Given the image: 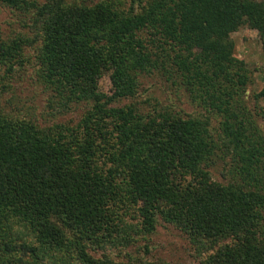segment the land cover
<instances>
[{
  "label": "trees",
  "instance_id": "obj_1",
  "mask_svg": "<svg viewBox=\"0 0 264 264\" xmlns=\"http://www.w3.org/2000/svg\"><path fill=\"white\" fill-rule=\"evenodd\" d=\"M135 1L138 10L131 0L117 11L102 3L0 0L10 9L32 8L30 45H40L44 78L91 102L72 130H41L0 112V264H153L147 245L134 255L126 250L147 239L156 219L184 234L198 264H264V194L211 180L202 167L204 123L190 116L145 120L130 106L107 107L132 95L130 71L150 65L137 34L144 26L164 43L197 51L176 66L210 87V96L221 83L227 98L235 96L246 79L229 35L242 26L255 30L264 51V0ZM23 44L0 40V65L21 63ZM103 75L110 96L98 91ZM255 98L264 107V78ZM220 129L223 152L235 153L248 177L260 150L240 125L223 120Z\"/></svg>",
  "mask_w": 264,
  "mask_h": 264
},
{
  "label": "rangeland",
  "instance_id": "obj_2",
  "mask_svg": "<svg viewBox=\"0 0 264 264\" xmlns=\"http://www.w3.org/2000/svg\"><path fill=\"white\" fill-rule=\"evenodd\" d=\"M24 1L27 5L33 3L35 6L44 2ZM129 1L131 0H66V3L88 7L102 3L122 11ZM139 1L143 3L145 0ZM132 4L138 10L140 4L135 0ZM32 12L30 6L25 9H10L0 3V40L24 41L21 57L17 58L22 62L16 65L17 62L11 61L0 65V112L23 119L41 130L55 127L75 129L91 102L76 99L66 89L57 87L55 79L49 81L44 78V70L37 59L40 45L37 42L30 45L33 34L28 26ZM137 34L142 39V53L149 58L150 65L143 71H130L129 74L135 82L132 95L114 99L107 107L130 106L135 114L145 120L146 117L165 115L181 118L190 116L201 121L204 123V137L208 144L202 167L211 180L221 185H244L252 191L264 194V107L255 98L264 78V51L259 34L242 26L229 35L233 44L232 57L236 61L235 66L238 68L237 63H242L240 66L245 71L243 75L246 79L241 89L234 86L238 91L232 98H227L226 84H219L214 91L216 95L210 96V87L200 85L192 79L191 74L176 66L181 57L189 62L191 56L197 54L196 50L189 53L183 46L164 43L163 35L149 32L146 26ZM8 66H12V71L7 73ZM97 88L100 93L110 96L107 75L101 77ZM216 106H221L220 110H216ZM223 120H228L234 129L240 125L241 134L247 138L246 142L253 149L260 150L259 156L256 153V158H252L255 161L252 160L249 168L251 173L246 178L239 173L240 164L235 153L225 154L221 148V145L226 144L220 129ZM261 217L260 229L264 226V211L261 212ZM127 222L134 221L127 219ZM143 245H147L148 249L144 255L146 260L153 264H198L193 248L184 234L177 227L159 219H156L155 229L145 241L137 240L126 251L134 255L135 248L141 249Z\"/></svg>",
  "mask_w": 264,
  "mask_h": 264
}]
</instances>
